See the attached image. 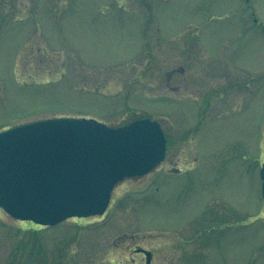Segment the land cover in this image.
<instances>
[{"label": "rangeland", "instance_id": "1", "mask_svg": "<svg viewBox=\"0 0 264 264\" xmlns=\"http://www.w3.org/2000/svg\"><path fill=\"white\" fill-rule=\"evenodd\" d=\"M158 120L167 162L102 216L0 208V264H264V0H0V131Z\"/></svg>", "mask_w": 264, "mask_h": 264}, {"label": "water", "instance_id": "2", "mask_svg": "<svg viewBox=\"0 0 264 264\" xmlns=\"http://www.w3.org/2000/svg\"><path fill=\"white\" fill-rule=\"evenodd\" d=\"M166 155L160 123L120 127L96 119L52 118L0 132V208L45 226L102 215L114 187L142 176ZM264 196V163L261 169Z\"/></svg>", "mask_w": 264, "mask_h": 264}, {"label": "flooded vegetation", "instance_id": "3", "mask_svg": "<svg viewBox=\"0 0 264 264\" xmlns=\"http://www.w3.org/2000/svg\"><path fill=\"white\" fill-rule=\"evenodd\" d=\"M168 155H169V153L167 152V156H166L165 162H167ZM141 253L147 258L145 251H143ZM151 259H152V255H151Z\"/></svg>", "mask_w": 264, "mask_h": 264}]
</instances>
